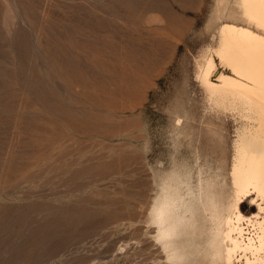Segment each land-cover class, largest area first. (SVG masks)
Segmentation results:
<instances>
[{"label":"rangeland","instance_id":"obj_1","mask_svg":"<svg viewBox=\"0 0 264 264\" xmlns=\"http://www.w3.org/2000/svg\"><path fill=\"white\" fill-rule=\"evenodd\" d=\"M223 22L237 0H0V264H223Z\"/></svg>","mask_w":264,"mask_h":264},{"label":"bare ground","instance_id":"obj_2","mask_svg":"<svg viewBox=\"0 0 264 264\" xmlns=\"http://www.w3.org/2000/svg\"><path fill=\"white\" fill-rule=\"evenodd\" d=\"M237 3L248 25L234 22L220 24V42L214 50L225 68L217 71L215 58L210 55L200 69V79L219 102H235L243 111L232 161L234 197L228 209L225 208L226 213L215 217L223 223V264H264V0H237ZM247 198L258 210L250 216L241 209L242 202ZM192 214L187 215L193 217ZM189 224L187 226H191ZM169 237L172 238V235ZM218 251L220 256L221 249Z\"/></svg>","mask_w":264,"mask_h":264}]
</instances>
